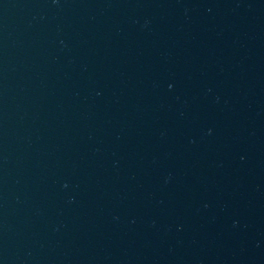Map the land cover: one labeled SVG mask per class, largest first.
Returning a JSON list of instances; mask_svg holds the SVG:
<instances>
[{
  "label": "water",
  "instance_id": "water-1",
  "mask_svg": "<svg viewBox=\"0 0 264 264\" xmlns=\"http://www.w3.org/2000/svg\"><path fill=\"white\" fill-rule=\"evenodd\" d=\"M264 19V0H0V264H76Z\"/></svg>",
  "mask_w": 264,
  "mask_h": 264
}]
</instances>
